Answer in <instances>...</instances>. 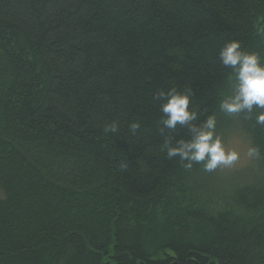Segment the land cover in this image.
Segmentation results:
<instances>
[{
    "label": "trees",
    "instance_id": "16d2710c",
    "mask_svg": "<svg viewBox=\"0 0 264 264\" xmlns=\"http://www.w3.org/2000/svg\"><path fill=\"white\" fill-rule=\"evenodd\" d=\"M233 38L264 56V0H0V264H264V126L219 109ZM172 87L260 158L168 159Z\"/></svg>",
    "mask_w": 264,
    "mask_h": 264
},
{
    "label": "clouds",
    "instance_id": "9594fccd",
    "mask_svg": "<svg viewBox=\"0 0 264 264\" xmlns=\"http://www.w3.org/2000/svg\"><path fill=\"white\" fill-rule=\"evenodd\" d=\"M219 60L225 69H229V91L219 103L221 112L229 117L244 114L246 119H255L256 124L264 126V56L242 46L238 39H228L221 46ZM156 99L162 101L160 111L163 116L159 123L161 132H176L185 128L187 138L176 139L166 135L162 151L168 159L179 158L185 170L200 165L208 173L217 169L232 168L240 160V153L226 147L223 137L217 133V117L210 114L200 120L201 113L192 107L193 91L190 88L172 87L167 91H158ZM197 121H200L197 123ZM140 121L130 123L134 134L140 128ZM105 133L119 132V122L113 121L104 127ZM260 149L249 145L246 156L249 160L260 158ZM121 168L127 164L121 162Z\"/></svg>",
    "mask_w": 264,
    "mask_h": 264
},
{
    "label": "rangeland",
    "instance_id": "374dc122",
    "mask_svg": "<svg viewBox=\"0 0 264 264\" xmlns=\"http://www.w3.org/2000/svg\"><path fill=\"white\" fill-rule=\"evenodd\" d=\"M226 147L236 150L240 153V160L237 162L235 166L228 169H236L245 166L248 162V158L246 156L248 143L245 138L238 134H231L228 140L225 142Z\"/></svg>",
    "mask_w": 264,
    "mask_h": 264
}]
</instances>
